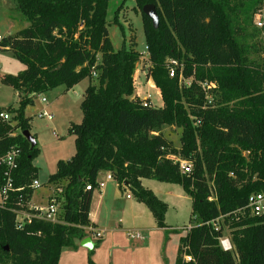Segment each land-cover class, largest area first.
I'll return each instance as SVG.
<instances>
[{
    "label": "trees",
    "instance_id": "16d2710c",
    "mask_svg": "<svg viewBox=\"0 0 264 264\" xmlns=\"http://www.w3.org/2000/svg\"><path fill=\"white\" fill-rule=\"evenodd\" d=\"M14 1L29 25L0 45L26 69L2 78L18 92L19 108L0 109L12 114L10 123L0 119V157L17 152L13 182L21 191L0 208V264H59L65 249L77 250V241L93 235L86 228L95 229L89 216L102 173H110L121 191L128 188L166 231L168 206L141 180L183 188L192 212L176 264H264V213L248 208L250 196L264 195V57H252L257 43L250 40L258 35L244 27L263 12L264 0H134L160 108L134 96L142 54L125 46L114 50L106 20L110 0ZM148 4L156 7L158 28L142 12ZM85 79L83 119L70 128L75 155L59 161L48 181L63 190L60 223L33 220L19 229L16 212L28 209L38 180L36 137L31 134L32 145L23 136L31 133L30 96L70 90ZM200 82L215 86L205 92ZM166 127L181 129L180 147L164 135ZM170 156L190 162L191 172L183 173ZM4 172L0 167V190ZM224 235L233 251L221 248Z\"/></svg>",
    "mask_w": 264,
    "mask_h": 264
},
{
    "label": "rangeland",
    "instance_id": "374dc122",
    "mask_svg": "<svg viewBox=\"0 0 264 264\" xmlns=\"http://www.w3.org/2000/svg\"><path fill=\"white\" fill-rule=\"evenodd\" d=\"M110 0L107 9L106 20L108 23L109 37L115 51L123 46L134 48L142 54L136 64L134 79H136L134 96L142 99L148 97L154 107L160 108L163 105L161 92L150 84L149 68L147 62V45L144 35L143 19L140 9L134 0ZM122 6V7H121ZM119 12L117 13V11ZM261 14L262 23H264V10ZM257 17L253 18L251 25H244L249 33L258 35L250 40V45L256 44V49L252 50V57L260 55L264 57V26L258 27L255 23ZM26 18L17 10L14 0H0V36L2 39L14 35L21 29L28 26ZM0 109L12 107L19 108L18 92L2 83V78L6 75H18L26 69L12 52L0 50ZM89 79L83 80L73 89L67 90L60 86L45 94L35 95L33 105L26 109V116L31 118V134L35 135L37 140L38 156L33 161V165L38 169L37 178L42 185L36 190L34 204L45 200L52 187L48 183L49 176L56 172L59 161L70 160L76 152L75 137L70 133L71 124L82 122L83 113L81 102L83 92L89 86ZM160 94V95H159ZM42 99H46L43 103ZM46 112L48 117H39V114ZM182 131L176 127H166L164 135L171 140L175 147H180V138ZM162 185L168 183L158 182ZM50 190V192H49ZM45 196V197H44ZM49 197L41 205L46 204ZM180 202V201H178ZM180 209H170L168 219H171L173 227L170 231L159 232L152 236L151 244L146 248H134L135 242L127 235L120 237L105 236V244L100 245L98 251L92 257L76 256L69 264H176L180 240L187 235V226L189 225L191 215V203L183 200ZM126 194L118 198L113 205L122 207L127 206ZM172 219H176L172 221ZM228 232L226 231V234ZM111 239H113L112 242ZM101 240V239H100ZM65 249L62 253H67ZM89 252V251H88ZM66 258V257H65ZM64 258V260H65Z\"/></svg>",
    "mask_w": 264,
    "mask_h": 264
},
{
    "label": "crops",
    "instance_id": "0c3cea01",
    "mask_svg": "<svg viewBox=\"0 0 264 264\" xmlns=\"http://www.w3.org/2000/svg\"><path fill=\"white\" fill-rule=\"evenodd\" d=\"M150 84H153V86L157 89L152 79L150 80ZM147 98L148 97L145 96L142 99H147ZM161 106L163 107V105ZM105 175L106 173H102L99 177V180H104ZM141 182L145 188L153 191L154 194L160 200H162L164 203L167 204L168 209L166 213V224L168 226L167 231H170L173 225H171L172 223L171 219H168L169 210L171 208L175 210L180 209V207H182L181 201L183 200L189 202V204L191 203L192 205L191 198L184 192L181 186L176 184L162 185L159 184L158 181L151 179H142ZM50 194L48 193L47 196L49 197ZM124 194H126V199L128 202L127 206L123 205L121 208L118 207L116 210V206L113 205V202L118 200V198L124 197ZM128 195L130 196V198H127ZM47 196L45 200H43V202L46 201ZM35 197H36V191L34 193L31 204L41 205V203L43 202L34 204L33 201ZM191 212H192V208H191ZM89 219L94 225L95 229L102 232L103 235L101 240L96 239L94 235L88 236L92 238L95 244L96 241L100 240L102 241L100 245L102 244L104 245L105 236H107V238H109V236L111 237L114 236L113 237L114 239L115 237L121 238V236L126 237L127 235L131 240H133L129 236V233L139 232L143 238L142 240H133V242H135L134 248L143 249L145 247L147 248L151 244L152 236L154 234H159V232H164V234L166 235V230L160 229L158 227L157 221L153 216L152 212L149 210V208L145 204L137 201V199L133 196V194L128 188L124 189V191H121L118 184L115 181H107L105 187L102 190L94 192ZM174 220L176 219H172V221ZM190 220H191V215H190ZM190 220H189V224H190ZM189 226L190 225H188L187 227ZM113 239H111L110 242H112ZM80 243L81 241L76 242V244L78 245L77 250L67 249L68 251L65 254L66 258L64 257V255L61 254L59 264H69L68 261L71 262L76 256L81 255V253L84 257L88 256L90 251L82 247ZM97 249H95L94 255L98 251Z\"/></svg>",
    "mask_w": 264,
    "mask_h": 264
},
{
    "label": "built area",
    "instance_id": "2783aa9c",
    "mask_svg": "<svg viewBox=\"0 0 264 264\" xmlns=\"http://www.w3.org/2000/svg\"><path fill=\"white\" fill-rule=\"evenodd\" d=\"M261 14H257L255 17H257V22L255 23L258 27H263L264 23H262L261 20ZM2 37L0 36V44L2 42ZM0 50H5L0 45ZM173 64V63H171ZM1 69V67H0ZM98 74H94V77H97ZM169 75L171 78L175 77V71L173 68H169ZM135 78V77H134ZM151 80V78H149ZM192 80H184V83L188 86L190 85ZM134 85H136V79H134ZM200 85L202 86L203 90L205 92L208 91V89L212 88V86H215L213 83L209 84L207 82H200ZM35 95H31L30 97L33 98ZM42 102L45 103L46 99H42ZM39 117H48L50 118V115L46 112H42L39 114ZM0 119L4 122L10 123L12 120V114L8 111H2L0 113ZM17 158L18 154L15 150H12L7 155L0 157V167H5L4 177H5V184L0 190V208H3L6 201L9 199L10 193L14 192H20L21 189H15L14 188V182H13V174L18 168L17 164ZM171 160L177 162L181 166V171L183 173H190L192 169V164L188 161H182L176 156H170ZM107 181H114L113 176L110 173H107L105 175L104 180H98L97 187L95 188L96 191L102 190ZM41 184L38 180H34L31 188L33 190H38L41 188ZM52 190L54 189L52 185ZM88 190H91V187H87ZM62 188H57L52 191V193L49 196V199L47 200L46 204L44 205H30L28 206V209L26 210H20L16 212V221L19 229H23V227L26 224H31L33 220H39V221H45L49 223H60V211H61V204L63 202L62 198ZM127 198H130L128 195ZM212 201L213 199L210 198ZM248 208L251 210V213L253 215H261L264 213V195L263 194H254L249 197L248 199ZM216 226V230H219V226ZM187 227V229H189ZM87 231L92 232V234L95 236L96 239H101L103 237L102 232L93 229L91 226L86 228ZM129 236L133 240H142V235L139 232H131L129 233ZM220 246L224 251H233L234 247L231 242V239L228 235H224L219 240ZM187 261L191 260L190 258H186Z\"/></svg>",
    "mask_w": 264,
    "mask_h": 264
},
{
    "label": "water",
    "instance_id": "95a60500",
    "mask_svg": "<svg viewBox=\"0 0 264 264\" xmlns=\"http://www.w3.org/2000/svg\"><path fill=\"white\" fill-rule=\"evenodd\" d=\"M143 14H145L153 23V26L155 28H158L159 25V16L156 10L155 5L152 4H148L146 6L143 7L142 9ZM23 136L26 137L28 139L29 142L32 143V145H35L36 141L35 139L32 137L31 133L29 131H25L23 133ZM80 245L86 249H88L89 251H92L95 247V243L93 242L92 238L88 237L84 240L81 241Z\"/></svg>",
    "mask_w": 264,
    "mask_h": 264
}]
</instances>
